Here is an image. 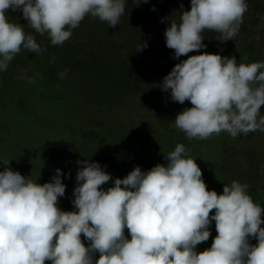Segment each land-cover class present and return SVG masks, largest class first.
Returning <instances> with one entry per match:
<instances>
[{"label":"clouds","instance_id":"clouds-1","mask_svg":"<svg viewBox=\"0 0 264 264\" xmlns=\"http://www.w3.org/2000/svg\"><path fill=\"white\" fill-rule=\"evenodd\" d=\"M125 8L126 0H0V72L21 48L46 50L24 25L9 20V10L20 11L27 26L57 46L86 16L115 27ZM246 11V0H190L188 10L181 3L178 17L162 18L168 22L166 47L179 59L206 47L205 30L218 33L221 42L233 40ZM147 46L140 42L135 50ZM245 60L199 51L179 59L162 78L158 86L172 101L191 104L173 120L188 139L264 132V61ZM58 75L64 79L66 71ZM164 158L166 163L148 170L137 165L122 178L98 161H77L73 210L66 211L59 198L66 189L62 176L69 173L56 168L39 183L0 156V264H264V207L250 197L249 185L234 179L221 193L208 190L182 143ZM213 221L211 246L197 251Z\"/></svg>","mask_w":264,"mask_h":264},{"label":"trees","instance_id":"trees-1","mask_svg":"<svg viewBox=\"0 0 264 264\" xmlns=\"http://www.w3.org/2000/svg\"><path fill=\"white\" fill-rule=\"evenodd\" d=\"M181 3L184 10L190 8V0H147L138 5L126 0L118 25L110 27L86 16L57 46L46 33L27 26L20 11L9 10V20L24 25L46 50L37 54L21 48L0 72V156L11 159L13 170L39 183L49 181L56 168L69 173L62 176V210H73L75 175L81 166L77 161H98L113 178H122L137 165L148 170L166 163L164 155L177 143L201 168L208 190L221 193L224 184L235 179L247 183L250 197L264 207V132L233 138L222 131L203 140L188 139L173 120L191 107L190 102L172 101L158 86L179 59L199 51L235 56L238 62L264 61V0H246L247 11L233 40L221 42L218 33L205 30L204 49L173 59L164 37L168 22L162 18L178 17ZM144 41L148 46L136 51ZM65 71L61 79L58 74ZM111 185L112 180L103 187ZM210 229L209 239L197 245V251L211 246L217 234L214 221ZM124 231L128 235L127 228ZM81 238L87 246L83 234ZM256 242L250 238V243Z\"/></svg>","mask_w":264,"mask_h":264},{"label":"rangeland","instance_id":"rangeland-1","mask_svg":"<svg viewBox=\"0 0 264 264\" xmlns=\"http://www.w3.org/2000/svg\"><path fill=\"white\" fill-rule=\"evenodd\" d=\"M18 70H20V75L23 76V74H22V72H21L22 69L19 67Z\"/></svg>","mask_w":264,"mask_h":264},{"label":"water","instance_id":"water-1","mask_svg":"<svg viewBox=\"0 0 264 264\" xmlns=\"http://www.w3.org/2000/svg\"><path fill=\"white\" fill-rule=\"evenodd\" d=\"M96 256L98 257V253L96 254ZM45 264H50V263L45 262Z\"/></svg>","mask_w":264,"mask_h":264}]
</instances>
